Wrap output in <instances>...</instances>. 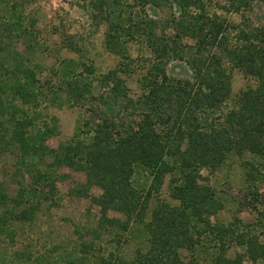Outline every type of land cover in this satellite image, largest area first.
Returning <instances> with one entry per match:
<instances>
[{
	"label": "trees",
	"instance_id": "obj_1",
	"mask_svg": "<svg viewBox=\"0 0 264 264\" xmlns=\"http://www.w3.org/2000/svg\"><path fill=\"white\" fill-rule=\"evenodd\" d=\"M98 1L107 46L138 36L150 52L137 97L120 75L131 71L128 55L99 75L92 63L76 68L62 61L55 71L59 85L47 88L51 81L41 82L13 45L14 39L33 37L32 22L23 24L13 2L0 0V153L16 147L22 177L14 199L0 184V236L13 242L10 222L29 218L55 192L56 171L64 165L101 188L93 201L102 217L113 209L144 223L148 233L147 249L130 261L108 255L100 264H242L240 254L225 255L233 242L245 246L249 259L263 258L264 244L256 235L211 220L222 204L202 183L201 169L248 151L261 162L246 163L247 179L264 178V0H226L223 10L241 16L237 24L212 12L207 0H141L143 12L134 15L127 1ZM159 2L169 10L164 18L153 8ZM227 65L257 81L239 92L233 106L227 103ZM53 89L86 114L79 130L57 148L46 144L56 133V120L40 111L42 97ZM135 165L151 177L144 192L131 183ZM167 175L169 195L178 204L159 200L144 222L147 201ZM202 241L219 253L207 262L183 261L179 250Z\"/></svg>",
	"mask_w": 264,
	"mask_h": 264
},
{
	"label": "rangeland",
	"instance_id": "obj_2",
	"mask_svg": "<svg viewBox=\"0 0 264 264\" xmlns=\"http://www.w3.org/2000/svg\"><path fill=\"white\" fill-rule=\"evenodd\" d=\"M8 1L13 2L18 14H23V24L31 25L32 22L34 30L32 38L19 37L14 39L13 45L36 68L41 82L51 81L47 88L59 85V75L56 76L55 71L61 67L62 61H73L76 68L80 63H92L96 75H99L114 68L123 55H128L133 58L131 71L120 75L125 79L130 96L140 94L138 80L150 52L138 36L107 46L108 26L98 0ZM124 1L132 4L133 15L143 12L141 0ZM206 2L212 12L225 16L232 24L239 23V13L223 10L226 0ZM158 4L153 7L157 15L168 16V8L160 2ZM227 69L231 82L227 103L233 106L239 92L254 87L257 81L238 68L227 65ZM93 92H98L96 84ZM40 111L56 120V133L46 142L51 148H57L72 137L86 115L85 110L72 104L63 91L54 89L45 92ZM17 154L14 146L0 153V184L10 199L16 197L18 182L22 180ZM45 161L50 162L51 158L46 157ZM248 162L258 163L261 159L248 151L240 155L229 153L218 166L202 168L201 181L213 189L222 204L211 220L223 225L234 224L238 227L236 233L249 232L264 244V178L247 179ZM260 169L263 171L264 167ZM56 175L55 192L39 204L33 215L10 222L13 242L0 236V264H100L101 258L108 255L130 261L138 250L147 249L148 233L144 223L126 220L122 213L113 209H109L105 217L101 216L100 206L93 198L99 197L102 190L97 185H88L83 171L63 165L57 169ZM168 178L167 175L159 190L148 199L144 222L150 219L159 200L178 204L169 195ZM150 182L149 172L143 166L135 165L132 185L144 192ZM218 253L217 248L205 241L192 250H179L185 262L191 257L207 262ZM237 254L242 256V264H264V257L251 260L245 246L233 242L225 255L234 258Z\"/></svg>",
	"mask_w": 264,
	"mask_h": 264
}]
</instances>
